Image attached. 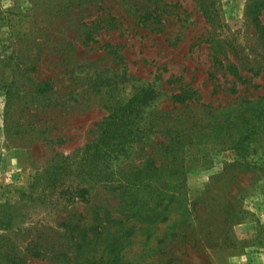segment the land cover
<instances>
[{
	"label": "rangeland",
	"instance_id": "1",
	"mask_svg": "<svg viewBox=\"0 0 264 264\" xmlns=\"http://www.w3.org/2000/svg\"><path fill=\"white\" fill-rule=\"evenodd\" d=\"M249 2L207 0L206 19L197 0H0V264H264ZM147 87L128 153L81 171L116 102Z\"/></svg>",
	"mask_w": 264,
	"mask_h": 264
},
{
	"label": "trees",
	"instance_id": "2",
	"mask_svg": "<svg viewBox=\"0 0 264 264\" xmlns=\"http://www.w3.org/2000/svg\"><path fill=\"white\" fill-rule=\"evenodd\" d=\"M201 11L206 19L212 17L207 0H197ZM264 9V0H250L247 9L248 15L252 16V21L259 29L264 38V25H262L259 15ZM145 16V21L150 19L152 12ZM231 74L237 76L238 72L231 68ZM157 97L154 88H140L124 101L116 102L108 117L103 120L100 126V134L85 150L82 162L85 167L81 168L88 175L99 176L105 168L114 167L115 162L124 158L128 153L134 138L137 137L140 119L145 107L149 106ZM180 98L181 96H177ZM255 113L262 111L264 119V108L255 109ZM142 173L146 172L142 170ZM85 187L80 188L83 193Z\"/></svg>",
	"mask_w": 264,
	"mask_h": 264
}]
</instances>
